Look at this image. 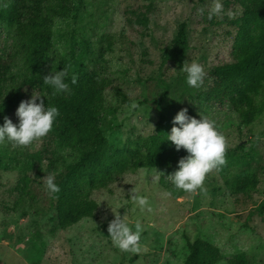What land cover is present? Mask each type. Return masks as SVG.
I'll return each instance as SVG.
<instances>
[{
	"label": "rangeland",
	"instance_id": "374dc122",
	"mask_svg": "<svg viewBox=\"0 0 264 264\" xmlns=\"http://www.w3.org/2000/svg\"><path fill=\"white\" fill-rule=\"evenodd\" d=\"M221 3L224 13L209 18L213 0H83L75 18L53 22V58L112 81L103 91L98 120L110 145L140 147L154 134L159 112L172 121L180 109L192 108L194 118L201 114L214 120L225 136V171H210L202 191L176 189L166 177L185 154L176 152L168 166L128 171L91 191L93 215L61 229L55 199L42 178L53 174L56 180L48 159L55 150L67 155L70 150L59 148L49 134L28 147L0 144V264H185L187 240L197 238L219 248L223 259L215 264H228L225 258L238 252L247 255V264H264V211L257 212L264 199V110L245 125L228 104L189 98V91L197 93L207 85L188 86L180 70L183 64L198 62L205 72L231 60L242 8L237 0ZM135 9L146 12V26L134 22L128 10ZM180 23L186 25L188 48L182 66L176 67L164 61L163 50ZM13 31L0 21V55L20 72L23 64L12 47ZM258 97L264 100V89ZM12 122H18L15 114ZM73 160L69 156L67 163ZM240 160H249L257 175L255 187L246 193L232 186L244 168ZM134 192L148 197L151 211L141 212L134 205ZM114 215L142 225L138 252L113 246L107 226Z\"/></svg>",
	"mask_w": 264,
	"mask_h": 264
},
{
	"label": "trees",
	"instance_id": "16d2710c",
	"mask_svg": "<svg viewBox=\"0 0 264 264\" xmlns=\"http://www.w3.org/2000/svg\"><path fill=\"white\" fill-rule=\"evenodd\" d=\"M237 2L242 15L237 20L231 60L210 66L201 83L207 88L197 93L189 91L187 95L205 104H228L243 124L248 125L264 110V100L258 97L260 90L264 89V0ZM82 3L83 0L0 2V21L13 26L12 47L23 64V70L15 72L10 61L0 55V125L4 117L12 121L19 102L27 101L32 93L43 96L45 106L54 105L59 109L60 114L48 134L59 148L69 149L70 155L55 150L48 159V168L56 175L55 182L60 187V191L51 196L55 199L56 223L61 229L93 215L96 203L89 198L91 191L107 187L128 171L168 166L172 163V155L178 156L184 151L175 150L166 140L173 124L163 112H159L154 134L144 145L125 148L107 142L98 120L103 91L111 86L112 81L96 71L58 62L51 52L53 22L75 18ZM128 12L134 15L135 23L148 24L145 11L135 9ZM187 48L186 25L180 23L171 44L163 50L164 61L181 67ZM62 68L67 73L65 82L69 84L70 92L53 94V89L43 84V76ZM73 76L75 84L71 83ZM186 110L189 116L195 115L192 108ZM69 156H74V160L67 163ZM237 162L244 168L232 179V186L239 192H250L257 183V175L249 160ZM224 171L222 166L220 172L223 174ZM263 211L264 199L257 206L259 214ZM187 248L185 264H215L223 259L219 248L203 239L187 240ZM225 261L247 264V255L238 252Z\"/></svg>",
	"mask_w": 264,
	"mask_h": 264
},
{
	"label": "clouds",
	"instance_id": "9594fccd",
	"mask_svg": "<svg viewBox=\"0 0 264 264\" xmlns=\"http://www.w3.org/2000/svg\"><path fill=\"white\" fill-rule=\"evenodd\" d=\"M224 13L221 0H213L208 16H220ZM227 15L231 18L232 13ZM185 73L186 84L190 87H198L204 79L205 72L198 62L183 64L180 69ZM67 73L62 70L51 71L43 76V84L53 89V94L69 93V84L65 82ZM71 83H76V78H71ZM41 95L33 94L27 101H20L15 116L17 123L4 117L0 125V144H10L13 148H23L45 137L53 128L59 116V109L54 105L45 106ZM135 106V105H133ZM2 111V105H0ZM199 119L189 116L186 109H180L172 118L173 126L166 135L169 141L179 151L185 150L186 155L177 161L176 169L166 177L174 188L187 193H195L198 189L203 190V183L207 174L216 169L217 171L225 164V152L227 148L225 136L217 130L215 121L199 114ZM153 173L158 174L155 169ZM154 178H158L154 176ZM46 190L50 194L60 191L55 182V176L49 174L42 178ZM131 200L141 212L151 211L148 197L145 195H131ZM143 231L142 225L136 222L130 225L120 215L108 223L107 232L115 248L124 252H138L140 250V238Z\"/></svg>",
	"mask_w": 264,
	"mask_h": 264
}]
</instances>
